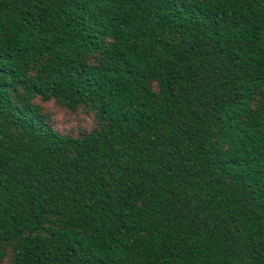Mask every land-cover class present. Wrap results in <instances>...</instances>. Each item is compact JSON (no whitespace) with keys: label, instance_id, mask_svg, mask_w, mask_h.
<instances>
[{"label":"trees","instance_id":"1","mask_svg":"<svg viewBox=\"0 0 264 264\" xmlns=\"http://www.w3.org/2000/svg\"><path fill=\"white\" fill-rule=\"evenodd\" d=\"M0 264H264V0H0Z\"/></svg>","mask_w":264,"mask_h":264},{"label":"rangeland","instance_id":"2","mask_svg":"<svg viewBox=\"0 0 264 264\" xmlns=\"http://www.w3.org/2000/svg\"><path fill=\"white\" fill-rule=\"evenodd\" d=\"M37 101L51 115L54 127L60 132L77 134L81 130L90 128L94 124V118L91 112L85 110L71 112L59 106L53 100L47 102Z\"/></svg>","mask_w":264,"mask_h":264}]
</instances>
